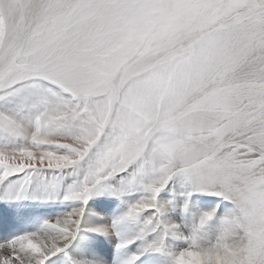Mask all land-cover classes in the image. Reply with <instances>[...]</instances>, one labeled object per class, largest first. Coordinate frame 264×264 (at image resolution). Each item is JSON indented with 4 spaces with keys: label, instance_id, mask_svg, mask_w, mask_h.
I'll use <instances>...</instances> for the list:
<instances>
[{
    "label": "snow or ice",
    "instance_id": "snow-or-ice-1",
    "mask_svg": "<svg viewBox=\"0 0 264 264\" xmlns=\"http://www.w3.org/2000/svg\"><path fill=\"white\" fill-rule=\"evenodd\" d=\"M0 264H264V0H0Z\"/></svg>",
    "mask_w": 264,
    "mask_h": 264
},
{
    "label": "rangeland",
    "instance_id": "rangeland-1",
    "mask_svg": "<svg viewBox=\"0 0 264 264\" xmlns=\"http://www.w3.org/2000/svg\"><path fill=\"white\" fill-rule=\"evenodd\" d=\"M92 202L90 201V204H91ZM101 215H103V214H101Z\"/></svg>",
    "mask_w": 264,
    "mask_h": 264
}]
</instances>
